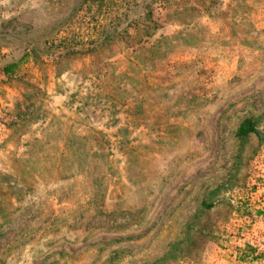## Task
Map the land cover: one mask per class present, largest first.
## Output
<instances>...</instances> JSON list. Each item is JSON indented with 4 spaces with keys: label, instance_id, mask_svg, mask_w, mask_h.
I'll return each mask as SVG.
<instances>
[{
    "label": "rangeland",
    "instance_id": "rangeland-1",
    "mask_svg": "<svg viewBox=\"0 0 264 264\" xmlns=\"http://www.w3.org/2000/svg\"><path fill=\"white\" fill-rule=\"evenodd\" d=\"M0 264H264V0H0Z\"/></svg>",
    "mask_w": 264,
    "mask_h": 264
},
{
    "label": "trees",
    "instance_id": "trees-1",
    "mask_svg": "<svg viewBox=\"0 0 264 264\" xmlns=\"http://www.w3.org/2000/svg\"><path fill=\"white\" fill-rule=\"evenodd\" d=\"M27 54H24V56ZM23 56V57H24ZM18 64H8L4 67V70L6 73H11L14 71V68H16ZM258 130L253 122V120L251 118H246L242 124L240 125L239 129H238V136L241 139H244L246 137L249 136V134L251 133H257Z\"/></svg>",
    "mask_w": 264,
    "mask_h": 264
}]
</instances>
